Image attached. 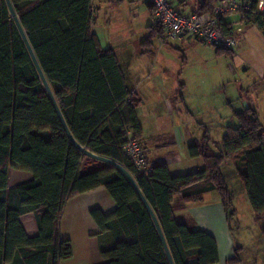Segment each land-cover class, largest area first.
<instances>
[{
    "label": "trees",
    "instance_id": "obj_1",
    "mask_svg": "<svg viewBox=\"0 0 264 264\" xmlns=\"http://www.w3.org/2000/svg\"><path fill=\"white\" fill-rule=\"evenodd\" d=\"M11 1L72 135L90 152L131 172L156 212L175 264L220 261L215 237L195 229L193 222L178 221L173 202L178 195L192 199L188 189L208 182L230 218L234 194L223 171L227 159H238V175L264 225V121L255 109L235 112L237 125L227 127L220 153L207 135L190 146L193 157H203V170L172 175L167 164L149 161L152 171L141 172L124 145L129 128L144 141L137 113L142 99L128 84L114 49L104 48L93 32L92 0ZM171 1L188 13L185 1ZM244 1L256 10L258 0ZM216 2L202 0L191 12H212ZM252 22L264 29V14L250 13L246 23ZM220 25L233 34L225 20ZM154 31L165 34L158 23ZM217 49L222 54L232 50ZM92 163L98 166L82 174ZM11 168L31 172L33 179L10 187ZM101 186L117 202L111 214L92 211L101 229L102 264H171L156 223L131 181L116 166L86 155L67 134L9 6L0 0V264H59L71 258L72 243L59 229L64 208L74 196ZM28 213L36 215L39 234L34 237L20 220ZM237 250L227 264H240Z\"/></svg>",
    "mask_w": 264,
    "mask_h": 264
},
{
    "label": "crops",
    "instance_id": "obj_2",
    "mask_svg": "<svg viewBox=\"0 0 264 264\" xmlns=\"http://www.w3.org/2000/svg\"><path fill=\"white\" fill-rule=\"evenodd\" d=\"M126 1L136 5L137 11L139 6L147 7L148 16L151 19L137 27L129 23L127 35L106 36V31L111 29L114 23L121 21V26L125 25ZM183 1H185L183 6L188 13L198 8L202 2V0ZM92 5L95 16L93 32L97 34L104 48L114 49L128 84L142 99L137 113L143 128V142L148 151L149 161L167 164L172 175L203 170L205 168L203 157H193L189 148L195 143L203 142L206 135L209 136V130H206L205 125L206 119L203 115L201 118H196L195 115L196 112L199 115L203 112L204 103L191 104L183 97L184 93L179 96L180 91L185 92L190 85L192 81L190 77L185 78L184 82L178 74L177 79L170 75L174 73L172 70L166 68L162 72L155 69L163 56L159 54V50L155 49L156 40L160 39V47L164 43L167 44L169 40H165V34L153 35L157 18L150 2L148 0H108L104 3L92 0ZM104 5L106 7H103ZM137 13V16H140V12ZM225 22L234 30L243 27L244 31L239 35L240 43L237 48L231 50V54H222L212 46L211 54L215 57L214 69L201 66L198 69L200 73L198 80L209 82L212 79L213 89L223 94L224 108L212 104V113L218 116L216 119L229 122L228 126H236L235 112L253 108L264 121V29L254 22L242 24L238 15L227 17ZM119 25L117 24V27ZM149 36L152 37V42L145 44ZM198 43L207 45L192 36L180 40L178 50L184 54L183 71L187 69L188 57L195 53L194 48ZM201 85H203L202 82ZM221 110L225 112L223 116ZM212 142L210 137L212 149L220 153V146L219 149H214ZM151 152L154 153L153 157L150 156ZM231 159L233 158L225 161L224 168L229 165L235 167L238 165L237 160L230 162ZM97 166L96 163L89 164L82 169V174ZM32 179L31 172L17 168L10 169V187ZM187 194H192V199L186 200L183 195H178L174 199L173 209L177 220L193 222L195 229L212 234L219 248L220 261L217 264H227V261L235 254L237 243L219 192L213 189L211 183L203 182L188 189ZM116 208V200L104 186L71 198L64 208L59 229L61 237L71 241L73 256L59 264L104 263L98 236L101 229L92 211L99 209L105 214H111ZM20 220L29 236L34 237L39 234L34 213L25 214Z\"/></svg>",
    "mask_w": 264,
    "mask_h": 264
},
{
    "label": "rangeland",
    "instance_id": "obj_3",
    "mask_svg": "<svg viewBox=\"0 0 264 264\" xmlns=\"http://www.w3.org/2000/svg\"><path fill=\"white\" fill-rule=\"evenodd\" d=\"M99 1H103L104 3L108 2V0ZM126 5L125 14L127 21L125 22V25L121 26V21H119V23H114L112 28L106 31V36L111 37L114 34H118V36L127 35V33H129V23L134 27H137L146 24L147 20L151 19V17L148 16L147 7L139 6V11H137L138 9L136 5H132L128 1H126ZM103 7L106 6L104 5ZM137 12H140V16H137ZM117 24H120L119 27H117ZM160 42L161 41L158 38L156 40L155 49L159 50V54H162L163 56L160 58L156 68L155 66H153V68L162 72L166 68L172 70L174 73H170V75L176 79L179 75L183 81L187 77L191 78L190 80L192 81L190 82V85L185 92H183V90L182 92L180 91L179 96L184 93L183 97L191 102V104L196 105L204 103L203 112L200 115L196 112L195 115L196 118H201V115H203V118L206 119V130H209V136L213 140L212 143L214 144V149H219L220 143L227 132L226 128L228 127L229 122L221 121L219 118V120L216 119L218 116L212 113V104L224 108L223 94H219L213 89L212 79H210L209 82L198 80L200 78L198 69H200L201 66L204 65V67L214 69L213 65L215 62L213 60H215V57L211 54V52H213L212 46L209 45V47L198 43L197 47L194 48L195 53L188 57L189 63L187 69L183 71L185 65L184 54L178 50L180 41H168L167 44L164 43L161 47L159 46ZM148 66H150V64ZM201 82L203 85H201ZM165 93L167 94V91H165ZM168 93H170V91ZM224 113V110H221L222 116ZM150 156L153 157L154 153L151 152ZM234 160L238 159L234 157L230 162H234ZM223 171L226 176L227 185L234 194L230 210V225L233 237L237 243L236 247L241 260L240 264H264L263 222L257 219V214L250 203L245 186L238 175L236 167L229 165L226 166Z\"/></svg>",
    "mask_w": 264,
    "mask_h": 264
},
{
    "label": "built area",
    "instance_id": "obj_4",
    "mask_svg": "<svg viewBox=\"0 0 264 264\" xmlns=\"http://www.w3.org/2000/svg\"><path fill=\"white\" fill-rule=\"evenodd\" d=\"M155 8L157 23L164 29L166 40L180 41L192 36L213 47L235 49L240 43L243 27L233 31L232 35L224 32L220 23L232 15H238L242 24L246 23L250 13L264 14V0H258L254 10L252 4L244 0L217 1L212 12L203 14L181 12L171 0H148ZM124 150L141 172H151L147 148L134 131L127 129Z\"/></svg>",
    "mask_w": 264,
    "mask_h": 264
},
{
    "label": "water",
    "instance_id": "obj_5",
    "mask_svg": "<svg viewBox=\"0 0 264 264\" xmlns=\"http://www.w3.org/2000/svg\"><path fill=\"white\" fill-rule=\"evenodd\" d=\"M217 1H222V0H217ZM6 2L8 4V6H9L10 11H11V15H12V17H13L16 25H17V27L19 28L20 33H21V35H22V37H23V39H24V41H25V43L27 45V48H28V50H29V52L31 54V57H32L35 65H36V67H37V69H38V71L40 73V76L42 78V81H43V83H44V85H45V87H46V89H47V91H48V93H49V95H50V97H51L54 105H55V108H56V110L58 112L59 118H60V120H61V122H62V124H63V126H64V128H65V130L67 132V134L70 136V138L72 139V141L74 142V144L81 151H83L86 155L91 156V157H94V158H96L98 160H101V161H104V162H107V163H110V164L116 166L131 181V183L136 188L138 194L140 195V197L142 198L143 202L147 206L148 210L150 211V213H151V215H152V217H153V219H154V221L156 223V226H157L158 231L160 233V236H161L162 242L164 244L165 250L167 252L168 258L170 260V263L171 264H175L174 263V260H173V257H172V254H171V251H170V248H169V245L167 243L166 237L164 235L162 226H161V224L159 222V219H158V217L156 215V212L154 211V209L152 208V206L150 205V203L148 202V200L144 196L142 190L140 189L139 185L136 182V179L131 174V172L128 169H126L122 164H120L119 162H117V161H115L113 159H110V158H107V157H104V156H100V155H97V154H94V153L90 152L85 147H83L82 145H80L76 141V139L74 138V136L72 135L71 130H70V128H69V126H68L65 118H64V115H63V113H62V111L60 109V106H59V104H58V102L56 100V97H55V95L53 93V90H52V88H51V86H50V84H49V82H48V80H47V78H46V76L44 74V71L42 70V67H41V65L39 63V60H38V58H37V56H36V54L34 52V49H33L32 45H31V43H30V41L28 39V36H27V34H26L23 26H22V23H21L20 18H19L18 14H17V12H16V10L14 8V5H13V3H12L11 0H6Z\"/></svg>",
    "mask_w": 264,
    "mask_h": 264
}]
</instances>
